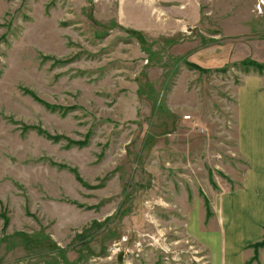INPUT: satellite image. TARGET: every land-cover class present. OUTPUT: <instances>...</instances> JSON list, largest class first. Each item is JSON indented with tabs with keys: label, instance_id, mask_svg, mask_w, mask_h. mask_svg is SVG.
Masks as SVG:
<instances>
[{
	"label": "rangeland",
	"instance_id": "rangeland-1",
	"mask_svg": "<svg viewBox=\"0 0 264 264\" xmlns=\"http://www.w3.org/2000/svg\"><path fill=\"white\" fill-rule=\"evenodd\" d=\"M250 77L264 0H0V264H223Z\"/></svg>",
	"mask_w": 264,
	"mask_h": 264
},
{
	"label": "crops",
	"instance_id": "crops-1",
	"mask_svg": "<svg viewBox=\"0 0 264 264\" xmlns=\"http://www.w3.org/2000/svg\"><path fill=\"white\" fill-rule=\"evenodd\" d=\"M250 78L238 93L236 117V157L246 170L238 188L216 199L218 206L222 201V217H216L225 235L223 264H250L251 253L241 255L244 248L264 239V91L256 93V77ZM257 254L258 264H264V247Z\"/></svg>",
	"mask_w": 264,
	"mask_h": 264
},
{
	"label": "trees",
	"instance_id": "trees-1",
	"mask_svg": "<svg viewBox=\"0 0 264 264\" xmlns=\"http://www.w3.org/2000/svg\"><path fill=\"white\" fill-rule=\"evenodd\" d=\"M194 68L200 69L199 66H195ZM263 247H264V239H263V241H261L259 243H256L255 245L252 246V248H254L255 249V252H256L255 253V260L256 261H258V254H257V252H258V250L260 248H263Z\"/></svg>",
	"mask_w": 264,
	"mask_h": 264
}]
</instances>
